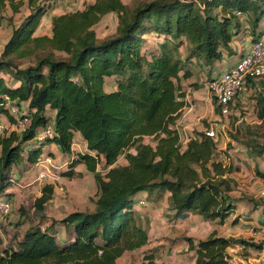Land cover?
Returning a JSON list of instances; mask_svg holds the SVG:
<instances>
[{
    "label": "trees",
    "instance_id": "trees-1",
    "mask_svg": "<svg viewBox=\"0 0 264 264\" xmlns=\"http://www.w3.org/2000/svg\"><path fill=\"white\" fill-rule=\"evenodd\" d=\"M48 1L0 0V24H12L28 11L0 53V117L16 125L11 106L27 102L23 116L31 119L22 132L10 127L0 132V196L13 194L7 190L16 182L14 167L25 160L34 165L47 144L73 155L64 176L74 177L83 164L100 194L94 210H75L49 222L45 210L55 185L45 184L34 204L38 222L0 250V264H118L126 252L150 242L134 209L141 192H169L175 219L197 215L225 225L237 208L234 166L204 131H194L184 144L177 127L188 105L182 80L193 78L197 61L213 66L236 54L233 42L241 34L252 41L262 38L264 0H133L131 6L124 0H95L81 10L53 15L52 33L36 35L53 7ZM110 13L118 16L116 33L101 39L95 27ZM148 34L163 41L154 46ZM112 77L116 86L107 91ZM249 86L258 92L264 117V80L250 78ZM213 97L215 112L223 115ZM49 127L52 135L42 138ZM77 133L87 151L74 156ZM260 148L250 147L249 154L263 155ZM101 163L104 172L98 169ZM185 240L195 264H233L230 249L237 245L264 249L262 242L216 230L204 239ZM140 264H156L154 253Z\"/></svg>",
    "mask_w": 264,
    "mask_h": 264
},
{
    "label": "rangeland",
    "instance_id": "rangeland-1",
    "mask_svg": "<svg viewBox=\"0 0 264 264\" xmlns=\"http://www.w3.org/2000/svg\"><path fill=\"white\" fill-rule=\"evenodd\" d=\"M79 1L82 0H78V3ZM124 2L131 6L133 0H124ZM71 10H75V7ZM23 13L24 15L15 16L12 24L6 21L0 24V53L9 40L13 28L20 24L28 12ZM7 15H11V12L8 11ZM117 25V14L110 13L95 28L99 38L104 39L115 35ZM244 37V34H241L237 40H242ZM147 39L154 46L163 41V38L155 34H148ZM251 40V37H248L246 42ZM181 50L184 52L185 47ZM61 55L64 56V54L59 56ZM237 57L238 55L236 57L228 55L225 58L233 61ZM191 67L193 78L182 80V86L187 91L188 105L179 119V131L185 144L194 131L206 132L211 127L215 128L218 134L216 138L218 148L226 151L227 161L234 166L232 177L236 179V186L233 195L239 202L238 208L225 225H219L214 221H204L197 215L188 219H175L173 212L169 210V192H141L134 209L139 216V224L149 231L150 242L140 249L126 252L118 259V264H140L147 253H154L156 264H195V253L189 251L185 237L204 239L214 230L226 237L242 238L264 244V232L262 231L264 229L259 226L256 218L264 217V154L253 156L249 154L250 147L259 150L261 146H264V117L261 116L258 92L256 88L251 87L238 100L239 103L233 107L231 114L218 115L215 112L214 97L208 90L207 84L210 77L226 69L228 63L221 61V63L216 62L213 66H209L197 61ZM4 76L7 79L10 78L6 73ZM116 79L112 77L107 80L105 87L107 91L114 90ZM262 89L264 95V87ZM4 125L7 127L8 122ZM15 127L14 125L11 128L14 130ZM149 140L146 138L147 142ZM73 146L74 156L76 153L87 151L82 138L78 136ZM55 149L57 162L55 166L51 165L49 171L51 176L47 179L38 178L36 163L30 166L25 160L14 167L13 176L19 185L13 184V190L10 191L13 193L12 196L2 195V197H11L13 210L11 222L8 225L0 221V230L5 236H2L0 240L6 239L8 243L15 234L22 235L30 226L38 222L35 217V200L41 195V188L48 183L55 185L53 198L45 210L50 218L49 222L53 219H63L75 210H94L95 201L100 194L94 174L81 164L76 168L77 173L74 177L64 176L63 172L69 169L73 155L64 153L60 148ZM24 153H27L26 150ZM120 163H127V161L121 158ZM98 169L105 171L102 163ZM255 210H259L258 214L255 217H249ZM234 219L238 222L232 223ZM251 228L255 231L251 232ZM239 246L241 245L230 249L235 264H264V249L248 248L245 250Z\"/></svg>",
    "mask_w": 264,
    "mask_h": 264
},
{
    "label": "built area",
    "instance_id": "built-area-1",
    "mask_svg": "<svg viewBox=\"0 0 264 264\" xmlns=\"http://www.w3.org/2000/svg\"><path fill=\"white\" fill-rule=\"evenodd\" d=\"M65 0H52L49 1L55 5L64 2ZM241 14V13H239ZM250 78L254 79L257 83L264 80V38L257 41H249V44L243 50L240 58L232 66L223 69L215 78L208 84L207 88L213 96L217 97L218 103L222 106L223 115H228L233 111V107L237 105V101L243 97L251 88ZM8 102L10 103L9 98ZM11 112L17 117V124L15 129L22 132L28 128L31 119L28 116H23L27 111L16 104L11 106ZM5 126L0 123V132L5 130ZM53 131L49 127L42 132V138L52 135ZM210 137L217 138L215 128L211 127L206 131ZM55 166L52 157L49 155H40L36 162L38 168V178L47 179L51 176L50 167ZM15 178V177H14ZM16 181V179H15ZM18 184V182H15ZM13 210V203L7 197L0 196V221L4 225L11 222V213ZM251 228V232H254ZM264 232V230H263ZM239 248H243L239 246ZM233 264H235L233 260Z\"/></svg>",
    "mask_w": 264,
    "mask_h": 264
},
{
    "label": "crops",
    "instance_id": "crops-1",
    "mask_svg": "<svg viewBox=\"0 0 264 264\" xmlns=\"http://www.w3.org/2000/svg\"><path fill=\"white\" fill-rule=\"evenodd\" d=\"M52 1V0H51ZM93 1H95V0H88V1H86V2H84L83 0L82 1H79V3H78V0H65L64 2H62V3H60V4H57V5H55V4H53V3H51V2H47V3H51L52 5H53V7H52V9L49 11V13H47L44 17H43V19H42V21H41V24H40V26H39V28L37 29V31H36V35H44V34H48V35H50L51 33H52V16L53 15H59V14H62V13H64V12H68V11H75V10H81V9H83L85 6H86V4H88V3H90V2H93ZM75 7V10H71L72 8H74ZM24 11H26V10H24ZM28 12V11H27ZM19 15H24V13H21V14H19ZM8 16V15H7ZM10 16V15H9ZM18 16V15H17ZM23 19V18H22ZM22 21V20H21ZM6 22H8L7 20H6ZM3 23V22H2ZM1 23V24H2ZM260 30L263 32V35H262V37L264 38V23H261L260 24ZM13 31V30H12ZM247 38L248 37H244L242 40H236V41H234L233 42V47H234V49H235V51H236V54H232L233 56H237L238 55V57L237 58H235V59H233V61H229V59L228 60H226V56H228V55H225L224 56V58H223V62H227L228 63V67L229 66H232L234 63H236V61L240 58V56H241V54H242V52H243V50L246 48V46L249 44V41H247L246 42V40H247ZM243 44V45H242ZM242 46H244V47H242ZM4 47V46H3ZM217 63H221V61H218ZM21 107L23 108V110H25V111H27L28 110V103L27 102H22L21 103ZM5 122H8V125H7V127L6 128H8V127H12V126H14V125H12L10 122H9V120H8V118L7 117H5V116H1L0 117V123H2L3 125H4V123ZM4 126H6V125H4ZM10 127V128H11ZM177 127H179V121L177 122ZM11 129H13V128H11ZM80 137V138H82V136L80 135V134H76V136H75V138L76 137ZM82 142H83V144H85V146H86V142L83 140V138H82ZM49 146H53V147H49ZM47 147H49L48 149H45V148H47ZM87 147V146H86ZM55 148H59L57 145H55V144H47V145H45L44 146V151H43V153L41 154V155H49L50 157H52V159H53V162H54V165L56 164V162H57V160H56V158H55V153H56V149ZM73 149H74V146H73ZM52 153V154H51ZM39 170H38V168H37V172H38ZM13 187V186H12ZM12 187L11 188H9L8 190H7V192L8 193H12V192H10V191H12L13 189H12ZM7 198H9L10 199V197H7ZM238 205H239V202L237 201V208H238ZM237 208H236V210H237ZM258 211L259 210H255V212L251 215V216H249V217H255L256 216V214H258ZM192 217V216H191ZM257 218V223L259 224V226L260 227H262L263 229H264V227L263 226H261V224H263L264 225V217H256ZM208 221H211V220H208ZM214 222H216V221H214ZM251 223H255V222H251ZM263 231V230H262ZM0 238L3 236V237H5L4 236V233H3V231L2 230H0ZM219 235H221V234H219ZM221 236H225V235H221ZM226 237V236H225ZM7 241H6V239H4V240H0V250L2 249V248H4V247H6L8 244H9V242L8 243H6Z\"/></svg>",
    "mask_w": 264,
    "mask_h": 264
}]
</instances>
